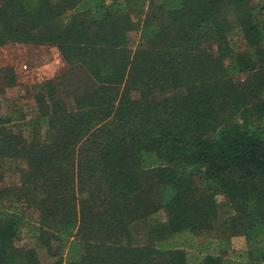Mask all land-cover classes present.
<instances>
[{"label":"trees","instance_id":"trees-1","mask_svg":"<svg viewBox=\"0 0 264 264\" xmlns=\"http://www.w3.org/2000/svg\"><path fill=\"white\" fill-rule=\"evenodd\" d=\"M11 43L69 68L0 98V264H264V0H0Z\"/></svg>","mask_w":264,"mask_h":264},{"label":"rangeland","instance_id":"rangeland-1","mask_svg":"<svg viewBox=\"0 0 264 264\" xmlns=\"http://www.w3.org/2000/svg\"><path fill=\"white\" fill-rule=\"evenodd\" d=\"M111 2L112 0H107ZM137 31L131 33L132 46H135V42L138 39ZM230 41L233 47L237 50L246 49L243 39L237 31L230 34ZM10 67L13 68L15 83L11 86L7 84L8 77H5L10 73ZM69 67L65 64L60 50L52 45H37V44H20L11 43L0 49V98H7V105L11 109L18 108V117L31 115L32 106L34 102V96L37 93L35 86L48 79H55L57 76L64 73ZM10 128L14 132L20 130V120L10 123ZM16 169H20L21 165L17 162L15 164ZM10 183H17L19 177L17 174L9 175L7 177ZM4 178L2 181L5 182ZM43 200V195L40 192H32L25 200L24 203L34 215L37 217V209L40 207ZM220 202H224V196H218ZM158 218H164L163 212L157 215ZM151 218L147 221L138 223V229L134 232L138 237V243H144L147 240L148 224L151 222ZM215 232H204L203 237H212ZM229 247L232 250H244L247 246L246 238L241 235H234L228 238ZM21 245L25 247H35L40 255L43 264H52L55 258H51L45 249L39 247V242L36 239H30L25 237ZM229 253V252H225Z\"/></svg>","mask_w":264,"mask_h":264},{"label":"crops","instance_id":"crops-1","mask_svg":"<svg viewBox=\"0 0 264 264\" xmlns=\"http://www.w3.org/2000/svg\"><path fill=\"white\" fill-rule=\"evenodd\" d=\"M55 47V46H54ZM55 48H57V47H55Z\"/></svg>","mask_w":264,"mask_h":264}]
</instances>
